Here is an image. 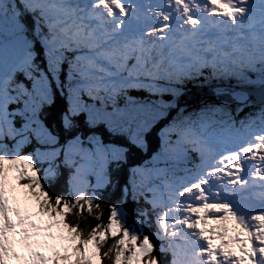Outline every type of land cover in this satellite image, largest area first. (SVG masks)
<instances>
[{"label": "snow or ice", "instance_id": "snow-or-ice-1", "mask_svg": "<svg viewBox=\"0 0 264 264\" xmlns=\"http://www.w3.org/2000/svg\"><path fill=\"white\" fill-rule=\"evenodd\" d=\"M232 78L255 91L216 95L256 111L181 109L107 200L130 147L175 107L128 89L176 97L187 81ZM57 89L66 106L52 111ZM101 123L129 147L81 130ZM58 127L72 132L64 144ZM129 193L143 197L131 223ZM0 264H264V0H0Z\"/></svg>", "mask_w": 264, "mask_h": 264}, {"label": "trees", "instance_id": "trees-1", "mask_svg": "<svg viewBox=\"0 0 264 264\" xmlns=\"http://www.w3.org/2000/svg\"><path fill=\"white\" fill-rule=\"evenodd\" d=\"M36 63L39 64V62H37V60H36ZM65 65H67V64L65 63L63 66H65ZM65 73H66L65 70L61 73V79L62 80L64 79ZM218 99L219 100L228 99L229 101H231V99H229V98H225V97L224 98H221V97L217 98L213 95L210 96L209 94L194 95L192 93H187V94H182L181 96H179V98L176 101V104H178V105L183 104L187 107H191V106H193L192 104L194 102L197 105L200 102L213 103L214 100H218ZM172 101H173V98H172ZM61 105L66 106V98L59 96L58 93L56 92L55 96H54V105H50L48 107L52 111H56ZM177 106L169 108L167 110V116L160 119V121L154 122L152 124L151 128L145 133L144 140H145V147L146 148H137L134 145L130 147L129 155L127 158V164L124 165V171H122L119 174H115L113 177V180L115 181L114 182L115 187H113V190H110V188L112 186H109L106 189V191L104 192V195L109 202L113 201L112 199L114 197L116 199V198H119L121 196V194L119 192H121L123 181L127 177L126 176L127 168L131 167V166H135L137 164H141V163L143 164L145 161H150L153 157V154L160 149V144H161L159 142V140L161 139L160 138V130H161V128L164 127L162 125H164L168 121L167 119L169 118V116L175 112V110L177 109ZM235 107L238 108V106L235 104H231V106H229V108L232 109L233 112L235 110ZM256 107H257V105L256 106H241L239 108H241L242 110L236 111L234 113V118L237 120L242 119L245 116H247V114L252 113ZM80 119L82 120L83 116H81ZM16 126L19 127V122L17 123ZM96 128H99L98 131L101 132V136H102V139L104 141H109V140L123 141L124 142L123 146L129 147V143L127 142V136L125 134L121 133V134H115L114 135L112 133H109L108 129H105L107 127L105 125L103 126V124H98ZM57 130H59V127L57 128ZM81 130L84 131L85 133L90 131V129H87V128H82ZM92 131H94V130H92ZM69 133L72 135L71 131L68 133L60 131V133L55 132L54 134L59 136V143H63L66 140V138L68 136H70ZM32 142L33 141H31L29 144L24 146V148L22 149V152H21L22 155L27 154L28 152L33 150V145L31 144ZM8 143H10V142H8ZM61 157H62V155H61ZM65 180H66V178H65ZM127 199L129 201V204L134 202L133 199H131L129 197ZM141 200H139V205L142 206L143 204H142ZM106 216H107V211H105V219H106ZM131 220H129V223H131ZM92 223H95V221H92Z\"/></svg>", "mask_w": 264, "mask_h": 264}, {"label": "rangeland", "instance_id": "rangeland-1", "mask_svg": "<svg viewBox=\"0 0 264 264\" xmlns=\"http://www.w3.org/2000/svg\"><path fill=\"white\" fill-rule=\"evenodd\" d=\"M40 62V61H39ZM230 80V79H229ZM231 80H236V79H234V78H232ZM237 81V80H236ZM182 90V89H181ZM58 93V95L59 96H61L60 95V92H59V90L57 89L56 91H55V93ZM172 94V93H171ZM180 96V95H179ZM179 96H176V97H174L173 96V99L174 100H176V99H178L179 98ZM225 97V96H224ZM84 99L87 101V99L84 97ZM153 101H163L164 102V100L163 99H159V100H157V99H155V100H153ZM153 101H151V102H147V103H143V104H151ZM177 101V100H176ZM165 104H168V103H166V102H164ZM172 103V102H171ZM174 104V103H173ZM125 105H126V100H125V98H124V102L123 103H118L117 101H116V107H118V108H125ZM175 106H177L178 104H176V102H175V104H174ZM230 106V105H229ZM130 107H134V106H130ZM209 107H213V108H219V107H221V103H198L197 105H195V106H193V107H187V106H185V105H183V104H180V105H178L177 106V109L175 110V112L172 114V115H170L169 116V118L167 119L168 121L164 124V125H162V126H165L174 116H176L177 115V113L178 112H180V110L181 109H184V113H183V115H185V116H188L189 114H197V113H200L201 112V110L202 109H207V108H209ZM257 107H258V105H257ZM257 107L254 109L255 111L257 110ZM109 110H111V104H109ZM228 111L232 114V116H233V118H234V113L237 111V108H235V110H234V112L232 111V109H230V108H228ZM254 112V111H253ZM167 116V115H166ZM206 116H207V118H209V119H220L221 118V116H220V114L219 113H217L216 115H213L212 113H210V112H208V113H206ZM140 118H146V115L145 116H141ZM194 118H195V115H194ZM162 119V118H161ZM157 121H160V119H158V120H156L155 122H157ZM102 124V123H101ZM103 126H104V124H103ZM106 126V125H105ZM152 126V125H151ZM97 127V125L95 126V128L94 129H90V131H88V132H86L87 134H91V132H93L92 130H94V132L97 134V135H100L101 136V132L100 131H98V129L99 128H96ZM107 127V126H106ZM151 128V127H150ZM149 128V129H150ZM105 129H107V128H105ZM57 133H60V130H57L56 131ZM63 132H70V131H63ZM72 133V132H71ZM69 135L70 136H68L67 138H66V140L63 142V143H59V144H64V143H66V141L68 140V139H71L72 138V135L69 133ZM57 137H58V140H59V136L57 135ZM101 138H102V136H101ZM161 138V137H160ZM103 140V139H102ZM31 141H33L31 144L33 145V150L32 151H35V148L36 147H38L39 145H37L36 144V141H35V139L34 138H32L31 139ZM104 141V140H103ZM6 143H8V142H10V141H5ZM104 142H109V141H104ZM159 142L161 143V139L159 140ZM11 143V142H10ZM27 145V144H26ZM25 145V146H26ZM144 148H146V147H144ZM62 155V157H61V159H63V154H61ZM26 163V162H25ZM142 164V163H141ZM138 165V164H137ZM46 166V165H45ZM136 166V165H135ZM131 167H134V166H131ZM129 168V167H128ZM66 170V171H65ZM64 171V176H65V178L67 179V169H64L63 170ZM126 179H127V177L125 178V180L123 181V183L126 181ZM122 181V180H121ZM92 182L93 183H95V180H94V178H92ZM115 182V181H114ZM122 186H123V184H122ZM110 190H113V187H111L110 188ZM118 193V192H117ZM120 194H121V192H119ZM128 197L129 198H131L132 199V197H131V194L129 193V195H128ZM117 199V198H116ZM115 199V197L112 199L113 201H115L116 200ZM142 199V200H141ZM141 199H139V200H141L142 201V204H143V197H141ZM125 204H126V211H128L129 213H131L132 215H131V218H130V220L131 219H135L136 217H135V214H133L134 213V210L137 208V207H139L140 205H139V203H136L134 206H132V205H130L129 204V201H128V199L125 201ZM139 205V206H138ZM21 207L23 208V205H21ZM132 208V209H131ZM30 211H35V209L34 208H30L29 209ZM213 211H216L215 209H209L208 210V212L210 213V212H213ZM194 215V214H193ZM204 220H205V224H204V226L205 227H213V225L211 224V223H209V221L211 220V217H210V215H207V214H205L204 215ZM228 227H229V229H230V231H229V235H237L238 233H241V230L240 229H236L235 231H233L232 230V223L230 222V221H225L224 222ZM206 235H212L213 236V242L215 243V244H219L220 243V240L218 239V238H216V236H215V234L214 233H206ZM227 239V236L225 237V240ZM238 243L239 242H234L232 245H231V247L237 252V254H239V250H238Z\"/></svg>", "mask_w": 264, "mask_h": 264}, {"label": "water", "instance_id": "water-1", "mask_svg": "<svg viewBox=\"0 0 264 264\" xmlns=\"http://www.w3.org/2000/svg\"><path fill=\"white\" fill-rule=\"evenodd\" d=\"M234 91H237V92H253L255 91V89L253 87H249V88H240V89H233Z\"/></svg>", "mask_w": 264, "mask_h": 264}, {"label": "bare ground", "instance_id": "bare-ground-1", "mask_svg": "<svg viewBox=\"0 0 264 264\" xmlns=\"http://www.w3.org/2000/svg\"><path fill=\"white\" fill-rule=\"evenodd\" d=\"M151 93V92H150Z\"/></svg>", "mask_w": 264, "mask_h": 264}]
</instances>
